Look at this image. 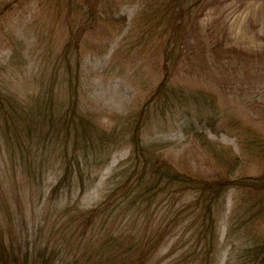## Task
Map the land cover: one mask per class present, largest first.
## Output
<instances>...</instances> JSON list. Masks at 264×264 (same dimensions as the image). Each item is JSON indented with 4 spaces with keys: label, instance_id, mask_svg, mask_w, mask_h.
<instances>
[{
    "label": "trees",
    "instance_id": "trees-1",
    "mask_svg": "<svg viewBox=\"0 0 264 264\" xmlns=\"http://www.w3.org/2000/svg\"><path fill=\"white\" fill-rule=\"evenodd\" d=\"M133 1L140 3L142 26L137 37L131 35V48L124 58L134 53L153 57L134 71L145 97L129 105L124 114L103 109L113 119L109 131H105L104 115L82 104L84 81L79 62L71 68V56L78 61L73 55L78 52L77 39L83 31H92L100 23L113 25L110 15L116 0H65L60 10L73 17L74 25L67 52L57 54L50 68L23 76L24 96L18 94L17 86L9 85L11 82L0 91V150L7 154L27 193L37 192L39 199H53L61 193L68 198L71 206L67 213H75L62 217L59 226L75 225L72 230L77 229L81 239L77 242L85 243L79 251L87 258L77 259V264H169L163 259L177 241L183 243L174 264H216L221 239L217 223L224 209L220 208L231 190L235 196L224 239H230L235 222L245 228L247 241L236 249L230 245L225 264H264V132L257 120L242 118L205 83L171 81L178 64L188 61L193 65L190 73L196 68L207 71L212 84L221 86L225 82L219 83L217 79L222 77L216 73L228 50L236 57L247 53L235 48L227 53L218 51L222 45L211 38L201 41L196 27L211 0ZM154 39L159 42L151 46ZM148 44L150 49L145 47ZM159 54L162 58L156 60ZM246 81L255 89L246 95L240 90L241 103L264 116V103L258 97L264 89L253 79ZM170 127L194 143L199 155H206L207 165L214 162L209 171L212 175H205L204 169H188L182 159L174 162L167 145L170 141L160 134ZM222 135L232 138L234 146L222 143ZM121 147H128L129 153L107 177L102 198L92 206L76 209L82 188L87 190L97 180L99 169ZM253 164L259 168L257 174L247 171ZM51 172L56 180L46 190L44 179ZM73 188L75 194L69 197ZM160 203L167 207L169 218L156 224L150 209ZM243 215L244 222H238L237 217ZM182 221L186 223H179ZM83 227L89 229L84 239ZM179 229L177 239L168 244ZM3 236L0 228V261L4 264L7 259L11 264H72V260L61 258L63 250L52 253L54 248L40 247L41 241L25 240L26 246L21 247L19 239L6 241ZM164 248L169 252L163 257Z\"/></svg>",
    "mask_w": 264,
    "mask_h": 264
},
{
    "label": "rangeland",
    "instance_id": "rangeland-1",
    "mask_svg": "<svg viewBox=\"0 0 264 264\" xmlns=\"http://www.w3.org/2000/svg\"><path fill=\"white\" fill-rule=\"evenodd\" d=\"M64 2L65 0H0V77H2V79L0 78V91L11 82L9 85L17 86L20 90L18 94L24 96L27 91H22L21 88L23 76H32L34 72H40L39 69L50 68L58 56H63L64 52H67L68 42H71L70 40L73 38V29L70 30V28L74 25L73 17H66L64 11L60 10ZM210 2L209 7L199 17L196 27L197 34H200L203 39L201 41L208 42V38H211L215 44L222 45L217 48L218 51L226 52L228 49L235 48L241 49L247 54L236 57L230 50H228L229 54L226 52V60L223 62L220 72L216 73L220 74L216 77H222L217 81L225 82L221 86L212 84L210 81L212 75L207 71L196 68L190 73L193 65H189L188 61L178 64V69L171 77V81L191 85L205 83L204 86H209L207 89L216 92V97L219 100L234 106V110L242 118L257 120L258 128L264 132L262 113L258 109H254V111L248 106H244L240 101L241 94L239 95L240 90L244 95L249 91H254L255 87L249 88L246 81L248 79L259 82L260 87L264 89V0H211ZM112 9H114V13L110 16L113 25L108 26L106 23H100L92 31H83L77 39L78 52H73V56H78V61L71 56L70 62L71 68L76 66V62H79L81 68L80 77L84 81L82 104L104 115L102 117L106 121L103 122L106 123L104 127L108 128L105 131H109L113 123V119L108 115L112 112L122 113L128 109L129 105L136 104L145 97L144 93L140 91L141 87L138 84L140 81L136 82L135 80L134 71L142 63L153 58L151 54L148 57L147 54L135 56V53L124 58L131 48L129 45L131 35L137 37V30L142 26L138 17L140 3L133 0H116V3L112 4ZM158 42V39H154L150 40L149 44L152 46ZM149 44L145 46L147 49L151 48ZM68 46L70 47V45ZM137 50L138 48L133 51L137 52ZM131 58L134 59L129 61ZM161 58L162 56L159 54L156 60H161ZM259 58L263 60V64L259 63ZM124 59L127 61L122 62ZM229 67L231 69L228 70ZM148 74L149 78L154 77L152 72ZM258 97L260 102L264 103V90L259 93ZM160 134L164 139H169L170 142L167 145L175 163H179L182 159L183 166H185V161L188 169L190 167L200 168L204 169L205 175H212L209 174V171L212 170L210 165H213L214 162L212 161V164L209 161L210 165H207L206 155H199L200 153L195 151L194 143L187 142L178 130H173L170 127ZM220 141L224 144L231 143L233 146L235 143L232 138L226 135H222ZM128 153V147H121L111 153L108 163L99 169L97 180H94L92 185L86 188L87 190L82 188L83 192L78 198L79 207L76 209L92 206L102 198L108 187L107 177ZM179 166L183 167L180 164ZM248 167L247 171L251 174H257L259 171L255 164ZM55 180L54 172L48 173L44 179L46 190ZM24 188V184L19 180V175L17 177L14 175V167L7 154L0 150V228L4 231L3 240L19 239L21 247L26 246L25 240L29 242L41 241L40 247L54 248L52 253H56V249L63 250L60 253L61 258L72 260V264H77V259L87 258L80 256L82 251L79 249L83 244L85 246V243L77 242L81 239L77 229L72 230V228H76L75 225L68 224L69 228L59 226L62 225V219L66 215L75 213V211L67 213L66 209L71 206L67 202L68 198L61 193L55 195L53 199L51 196L39 199L37 192L29 194ZM75 191L76 189L73 188L69 197L74 196ZM234 196L235 191H229L223 207L220 208L225 210H220L222 213L217 223L221 239L216 264H225L230 245L236 249L244 246L247 241V236H244L245 228L237 226L235 222H233V232L230 234L231 240L224 239L226 226L231 221L229 213L232 209ZM165 209L167 207L163 203L150 209V215L156 220V224H163L168 220L169 216L165 214ZM99 214L101 215V213ZM247 216L254 217L249 214ZM180 218L183 219L182 215ZM244 218L245 215L237 217V221L243 223ZM179 223H186V221ZM260 228H262L261 225ZM83 229H86L85 233L81 234L84 239L89 235V229L87 227H83ZM180 230L170 237L168 244L177 239L176 235L181 232ZM186 238L187 236L183 237L184 240ZM91 240H93L92 237ZM182 243L183 241H177L173 247L174 250L163 259L164 263L174 264V256L181 250ZM168 252V249L164 248L160 256L164 257ZM0 264L4 263L0 261ZM7 264H11L8 259ZM157 264H162V262Z\"/></svg>",
    "mask_w": 264,
    "mask_h": 264
}]
</instances>
